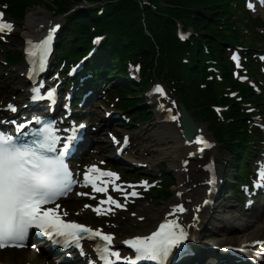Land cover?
I'll use <instances>...</instances> for the list:
<instances>
[{
    "label": "snow or ice",
    "instance_id": "6c2138e0",
    "mask_svg": "<svg viewBox=\"0 0 264 264\" xmlns=\"http://www.w3.org/2000/svg\"><path fill=\"white\" fill-rule=\"evenodd\" d=\"M248 6L250 9H254L252 3H249ZM2 17L3 13H0V18ZM59 27L60 25L57 24L50 28L42 40L31 45V50L25 49L34 57L38 55L40 71L44 70L47 55L51 51L53 33ZM12 28L11 23L0 19V31H11ZM180 38L184 39L185 37L181 34ZM99 40L100 37H97L94 43ZM27 43L31 44L30 41ZM233 59L237 60V57L233 56ZM237 66H239V62H237ZM33 71L34 69L30 68L29 74ZM74 71L75 69H73ZM153 90L160 97L167 98V93L160 85H155ZM31 92L30 99L32 101L45 98L39 94L37 87H33ZM233 95L235 94L233 93ZM46 98L54 104L55 90L49 88ZM171 103L172 108L164 109L162 104L158 107L168 113L166 117L168 120L179 123L180 113L172 114L176 105L174 101ZM5 107L11 112L17 110L12 103H8ZM216 111L221 110L217 108ZM33 121L42 126L30 131H22L32 121L24 123H17L15 120L0 121V124L11 123L15 125L14 133L0 131V248L24 246V242L29 236V230L35 228L47 235L56 244L62 243L65 248L71 244L80 250L81 255H84L81 245L82 239L97 240L93 251L96 253V259L100 264H117V262L119 264H138L141 261L151 262V264H166L173 249L177 248L187 235L176 220L165 219L149 235L134 236L123 240L122 243L131 250V254L121 255L120 251L112 248L114 239L112 234L103 233L101 229H93L82 223L62 219L61 214L57 211L60 207L57 201L71 191L75 184L80 183L65 160L70 151V144L76 139V136L69 135L62 139L58 134L61 130L55 127V121H44L42 117H33ZM85 127L83 124L79 125L80 129ZM72 131L75 133L76 128L74 127ZM184 134L188 135L187 124L184 127ZM113 142L116 143L115 138H113ZM126 142L127 138H125ZM185 143L198 145L197 152H203L204 148L211 147L201 135H196L194 141L186 139ZM60 144L62 147H58ZM188 155L192 156L193 153L189 152ZM182 163L187 164V161ZM257 175L259 179L256 186L264 187V164L259 167ZM102 177L113 178V180H101ZM115 179H118L116 173L102 171L93 165L83 173L81 187L91 185L93 192L107 195V185L111 183L112 191L121 192L125 199L129 195L133 197L138 195L135 190L124 191L114 183ZM207 182L212 184L214 180L209 179ZM141 183L146 185V182ZM128 187L134 189L133 185H128ZM78 195H88V193H78ZM176 195L179 196L180 193L177 192ZM104 205L123 207L111 195H107L106 200L101 199L96 207L91 205H85V207H92L97 215L112 211L111 207L107 209L102 207ZM184 211L185 208L182 205L176 204L169 215ZM63 215H67V213L65 212ZM256 244H264V241H254L253 245ZM248 251L252 255L264 258V253H252L251 249ZM89 264H92L91 260Z\"/></svg>",
    "mask_w": 264,
    "mask_h": 264
},
{
    "label": "bare ground",
    "instance_id": "6f19581e",
    "mask_svg": "<svg viewBox=\"0 0 264 264\" xmlns=\"http://www.w3.org/2000/svg\"><path fill=\"white\" fill-rule=\"evenodd\" d=\"M33 16L35 15L32 14ZM38 19L36 18H32L29 15H26L23 21V32L25 35H33V36H37L40 32H39V28L36 27L37 24H39L40 22ZM44 24V22H42ZM55 21H51V22H45V26H52V24H55ZM43 26V27H45ZM43 29V28H42ZM18 83H20V81H18ZM164 106V104H162ZM168 106H164V108H167ZM0 114L4 115L1 111ZM152 115H154V129L151 130V143L150 146L152 147V149L156 152L159 153L160 157L155 158L158 159V161L160 160H164L166 161V163H168L171 167H173V169L176 170L177 172V168L179 169V160L181 158V156L183 155V151H184V147L182 145V140H180L177 136V127L175 124H164L163 122H159L155 115V111H153ZM183 147V148H182ZM192 148H188L186 150L191 151ZM212 155H214V153H211ZM126 159V155L124 156ZM131 157V156H128ZM148 161V165L149 166H154V164H156V160ZM126 162V160H124ZM181 172L178 170V174H176V178H181ZM194 179V175L190 174L188 175V180L186 181V179L183 178L179 180V183L177 184V187L175 189L176 192H185V197H190L192 195H194L196 192H202V186H200L199 188H193V183H195L194 181L191 182V180ZM196 183H201L200 181L196 180ZM193 198V197H192ZM191 198V199H192ZM173 199H171L168 204L167 207L174 202ZM190 204V203H189ZM148 207H151L148 206ZM166 207V209H167ZM153 213H151V219H155L159 216L164 215L167 210H165V207H160V209H155L154 208H147L145 206H141L137 212L139 213H146L147 214V219L145 220V222H148L150 220V215L147 212V210H150ZM225 212H226V216L225 217H221V221H226L228 222L229 220H233V222H235V232L233 234H235V239L243 242L247 239H252V238H259L260 234H262L264 232V227L260 226L258 223H254V220L251 217H241L240 212L238 211L234 206H232L230 203H226V208H225ZM213 211V212H212ZM209 215H210V219H211V223H205V225H203V230L201 231V236L202 237H211V236H216V235H223V228L222 225L224 226L223 222L218 221V219H216L219 215H217V217H215L214 215L216 214V212H214V210H209ZM216 219V220H215ZM206 225H208V231L206 230ZM145 234L148 232V226L146 225V228L144 229ZM127 230L123 229L120 231V236H124L126 234Z\"/></svg>",
    "mask_w": 264,
    "mask_h": 264
},
{
    "label": "rangeland",
    "instance_id": "374dc122",
    "mask_svg": "<svg viewBox=\"0 0 264 264\" xmlns=\"http://www.w3.org/2000/svg\"><path fill=\"white\" fill-rule=\"evenodd\" d=\"M42 4L45 5L46 3H42ZM34 13H35V15L33 16L32 14H34ZM27 15L31 16L32 18H36L38 20H41V19H46V20L55 19V20H57V21H59L61 23V19L60 18L53 17L49 12L46 11L45 8H43V6H38L37 5L36 7H32ZM13 33H14V35H12ZM21 34H22L21 28L20 29H16L13 26L12 30L8 33V35H6V37L4 39L1 40L0 43H1V45L3 47L5 46V42L6 43L8 42L9 44L13 45L14 42L16 41V39L18 40V38L21 36ZM17 70H19V68L3 66L0 63V95H5L6 96V97H3V99H6V98L10 99V95L12 94L13 89L19 87V84L15 83V81H14V78H15L14 74H15V72ZM101 99H102V96H101V98H99V100H101ZM95 104H97V103H95ZM101 107H102L101 104L97 105L95 113L90 115L93 118L94 122H95L93 124V126L97 122H99V120H100V113L102 112ZM146 124L134 125V127H133L134 128V131H133L134 135L138 136L139 139L134 141V142H132L131 144L127 145V150L133 151L134 155L136 154L137 158H140V160H142V161L149 159V157H151V159L155 158V153H153V152H152V154L148 153L151 149H150V147L145 145L146 144V142H145L146 139L144 138L145 137L144 133H147L150 130V128H148ZM119 131L123 132L122 130H119ZM100 139L101 138L99 137L98 141ZM98 144H101V142H98ZM102 144H103V142H102ZM143 144L145 146H143ZM97 147L99 148V150H105L108 153V155H109V149L110 148H109V146L107 144H103L101 146L97 145ZM164 164L165 163L163 162V165ZM146 172L147 173H153L154 171H146ZM225 200H226V202H229L230 204H234V205L238 206L237 205V201L235 199L230 198V196H225ZM140 204H142V203H140ZM140 204L138 202L135 205V207L137 205H140ZM136 209L137 208L133 209V211H135ZM126 216H127V214H125V217ZM125 223H127V222L125 221L124 223H121L120 225H123Z\"/></svg>",
    "mask_w": 264,
    "mask_h": 264
},
{
    "label": "trees",
    "instance_id": "16d2710c",
    "mask_svg": "<svg viewBox=\"0 0 264 264\" xmlns=\"http://www.w3.org/2000/svg\"><path fill=\"white\" fill-rule=\"evenodd\" d=\"M10 3H12V6L14 8L19 9L20 12H22V7L25 6V2L23 1H18V0H9ZM79 0H69V2H77ZM89 2H97V1H101V0H87ZM139 2L142 3H146L149 7H151L155 12L164 15L165 17H178L180 15L181 10H177L173 7H176V5H180L181 8L184 6L183 4L187 1V0H137ZM188 2L190 4H193V0H188ZM32 4V1H28L29 5ZM197 5V4H194ZM140 13L139 8L137 6V4L134 2L129 9H127L125 12L120 13V15L122 17H127L125 19L127 20H135L138 19L139 16H137V18L135 17L136 15H138ZM116 14V13H115ZM114 14V15H115ZM113 19H116L115 16L112 17ZM147 19H149L150 17L147 15L146 16ZM141 19H139L136 23L140 24L139 21ZM207 29V28H206Z\"/></svg>",
    "mask_w": 264,
    "mask_h": 264
}]
</instances>
